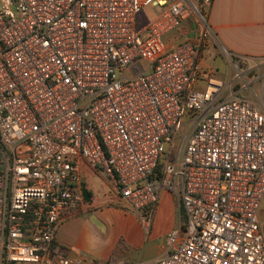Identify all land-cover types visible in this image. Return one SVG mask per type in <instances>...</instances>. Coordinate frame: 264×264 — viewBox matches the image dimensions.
<instances>
[{
  "label": "built area",
  "instance_id": "obj_1",
  "mask_svg": "<svg viewBox=\"0 0 264 264\" xmlns=\"http://www.w3.org/2000/svg\"><path fill=\"white\" fill-rule=\"evenodd\" d=\"M212 2L0 0V264H87L52 246L82 159L145 226L162 188L178 197L185 223L149 264H264V78L241 92L249 58ZM208 42L241 85L199 65Z\"/></svg>",
  "mask_w": 264,
  "mask_h": 264
},
{
  "label": "crops",
  "instance_id": "obj_2",
  "mask_svg": "<svg viewBox=\"0 0 264 264\" xmlns=\"http://www.w3.org/2000/svg\"><path fill=\"white\" fill-rule=\"evenodd\" d=\"M208 20L214 29L218 40L232 53V56L248 57L249 62L252 60L254 61L255 59H264V0H213L209 10ZM214 52V47L208 42L201 49L199 65L202 68L214 66L216 73L219 76L227 78V73L224 70H220L214 63L218 57L212 56L215 55ZM220 60L222 61V59ZM230 78H234L236 86L242 84L238 78H235V73L232 74ZM252 78L253 77L250 78L246 76L247 81H251ZM247 88L248 87H242L241 92L244 95L253 97L252 94L255 93L254 97L260 96V93L257 94L252 85L251 89L248 90ZM245 89H247L246 92H244ZM94 171L112 186L108 178L103 173L95 168ZM80 176L82 191L85 189V195L83 193V199L78 202L74 208L64 214V217L61 219L56 229L52 246L67 256L81 257L87 264H105L96 262L93 258L88 257L87 255L76 250L70 249L67 246L63 235L62 228L67 229L68 232H75L81 224V226H85L89 222L88 219L82 217V214L88 212L85 208V202L90 201L94 195V180L93 175L89 174V178L87 179L90 184L88 185V182H85L84 177L82 176L81 167ZM118 203L124 205V201L119 195L112 201L104 202L103 205H100V208L96 210L102 213V215L107 213L109 210V212H118L119 210L115 211L114 208ZM179 214L180 210L178 197L169 190L162 188L159 193L158 201L153 210L151 218L152 223L160 224L164 232H170L179 223ZM136 215L137 220L133 222L134 230L139 233H143V223L141 224L142 221L138 212H136ZM164 252L165 242L160 244L152 243L151 245H148L146 254L154 253V258H156ZM149 263L150 262H147L145 264ZM137 264L142 263L138 262Z\"/></svg>",
  "mask_w": 264,
  "mask_h": 264
},
{
  "label": "rangeland",
  "instance_id": "obj_3",
  "mask_svg": "<svg viewBox=\"0 0 264 264\" xmlns=\"http://www.w3.org/2000/svg\"><path fill=\"white\" fill-rule=\"evenodd\" d=\"M159 9V6L141 8L137 12L138 24L141 26L146 23L152 12ZM212 56L219 57L214 63L220 70H224L227 73V78H230L236 71V67L220 53ZM249 63L250 66L246 71V76L253 78L252 82L250 81L247 84L251 83L256 93L259 94V87L264 78V59H255ZM250 88L248 87L247 89L249 90ZM254 94H252L253 97ZM81 170L84 181L88 182V185L90 183L87 178H89V174L93 175L94 195L90 201L85 202V208L88 212L82 214V217L89 221L87 225L81 226V224L75 232H68L67 229L62 228L67 246L93 258L96 262L105 264H137L138 262L145 264L154 260V253L146 254L148 245L165 242L169 231L164 232L160 224L152 223L151 221L148 226L143 225L141 222L143 233L137 232L134 230L133 224L137 220L136 211L126 208L121 203H118L119 205L116 204V207L113 206L115 211L119 210L118 212H109V210L102 215L96 209H99L104 202L114 200L118 195L105 179L95 173L94 167L83 159L81 160ZM259 217L264 228V197L260 205ZM94 237L99 238V243L95 248H92L89 241ZM15 264L26 263L16 262Z\"/></svg>",
  "mask_w": 264,
  "mask_h": 264
},
{
  "label": "trees",
  "instance_id": "obj_4",
  "mask_svg": "<svg viewBox=\"0 0 264 264\" xmlns=\"http://www.w3.org/2000/svg\"><path fill=\"white\" fill-rule=\"evenodd\" d=\"M162 175L160 167H156L155 169V176L160 177ZM179 222L180 224L183 226L185 223V217L184 214L182 212V210H180V214H179Z\"/></svg>",
  "mask_w": 264,
  "mask_h": 264
},
{
  "label": "clouds",
  "instance_id": "obj_5",
  "mask_svg": "<svg viewBox=\"0 0 264 264\" xmlns=\"http://www.w3.org/2000/svg\"><path fill=\"white\" fill-rule=\"evenodd\" d=\"M89 243L92 248H95L96 245L99 243V238L98 237L91 238Z\"/></svg>",
  "mask_w": 264,
  "mask_h": 264
},
{
  "label": "water",
  "instance_id": "obj_6",
  "mask_svg": "<svg viewBox=\"0 0 264 264\" xmlns=\"http://www.w3.org/2000/svg\"><path fill=\"white\" fill-rule=\"evenodd\" d=\"M83 193H84V195H85V189H83Z\"/></svg>",
  "mask_w": 264,
  "mask_h": 264
}]
</instances>
